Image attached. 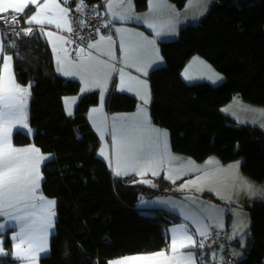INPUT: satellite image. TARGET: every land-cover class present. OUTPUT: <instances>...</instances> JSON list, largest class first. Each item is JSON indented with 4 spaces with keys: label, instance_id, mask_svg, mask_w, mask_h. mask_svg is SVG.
<instances>
[{
    "label": "trees",
    "instance_id": "16d2710c",
    "mask_svg": "<svg viewBox=\"0 0 264 264\" xmlns=\"http://www.w3.org/2000/svg\"><path fill=\"white\" fill-rule=\"evenodd\" d=\"M102 4L103 0H89ZM182 9L188 0H170ZM143 11L149 0H134ZM32 10L29 9L28 13ZM32 29L37 31L29 37ZM4 51L14 57L21 84L31 83L30 137L14 135L16 145L34 143L53 158L43 164V192L56 200V230L51 253L40 264H109L108 260L168 248L169 229L180 217L161 209L139 208L143 196H154L172 182L160 176L159 187L139 182L134 174L116 176L98 156L99 137L88 120L98 91L83 94L68 115L64 98L80 91L76 79L60 75L52 48L37 28L25 23L21 37L1 24ZM165 64L149 73L154 123L170 133L174 151L201 161L215 154L223 162L243 159L242 171L264 182V130L237 123L222 112L235 95L264 106V0H216L199 22L180 30L177 39L160 42ZM199 54L225 74L218 85L187 83L182 69ZM2 60H0V75ZM139 104L130 93L112 88L106 106L130 112ZM210 200L218 201L206 192ZM251 233L245 256L234 264H264V199L245 203ZM10 251L12 243L6 238ZM0 264H18L10 252Z\"/></svg>",
    "mask_w": 264,
    "mask_h": 264
},
{
    "label": "rangeland",
    "instance_id": "374dc122",
    "mask_svg": "<svg viewBox=\"0 0 264 264\" xmlns=\"http://www.w3.org/2000/svg\"><path fill=\"white\" fill-rule=\"evenodd\" d=\"M121 1H124V5H121L119 8L117 4L121 3ZM198 1H200L199 4H197ZM215 1L216 0H193L182 9L178 8L175 4L172 7H174L175 11H177L176 13H179L182 17L180 25L186 26L199 22L200 19L207 15ZM39 2L40 0H0V12L7 10H21L27 12L29 8L32 7L28 19L30 20L31 17L34 16L35 18L38 17L40 21L36 22L30 20L29 22H33L35 25L32 23L28 25H30V27L33 25L42 35L50 32L58 37L61 36L63 29L60 25L66 24L67 27L69 25L67 9L58 0H41V2L45 3V5L43 4L41 7L38 6ZM104 3L109 4L108 7L106 5L104 6L103 13L106 15L108 14L113 21L121 22L120 20H123L134 24L133 26H124L128 31L139 29L136 26L138 24L161 25L158 21L159 18L165 19L167 16L169 18L172 17L171 12L166 9L167 7L162 0H149L148 7L143 11L136 9L134 0H103V4ZM48 10L53 11L58 19L56 18V20L49 21L46 13ZM63 14L66 22L63 20ZM58 20V24L60 25L56 24ZM173 21L177 23L179 18H173ZM179 35L180 30L175 34L169 35L166 40L177 39ZM0 40V49L2 48L0 51L2 71L9 65L11 71L9 85L10 83L12 84L9 90V99L2 105L4 109L3 112L6 115L5 123H0V146L3 147L4 142L8 139H12V142H14V135L16 132H21L33 137L35 130L30 123L29 115L31 83L21 84L17 80L14 70V57L6 51L3 52L4 42L1 33V24ZM136 40H141V38L131 34L130 42ZM159 40L165 41L164 39ZM54 44L56 46L51 44V48H53L56 56H58L60 47L57 46L58 43ZM65 52V57H69L74 61L71 62L73 64L67 63L64 66L65 72L71 74L67 76H72L71 78H75L81 83L78 93L67 95L64 98L68 115H73L75 113L77 103L83 94L98 90L100 98L106 96L116 78V71L118 73L121 69L129 71L120 72L119 85L121 88L122 86H126L128 89L129 86L132 85L139 87L142 92V94L138 96L139 103L145 104L147 110L150 108L147 104L146 94L150 100H152L151 85L147 75H143V69H147L150 66L148 63V55L150 56V52L147 53L145 49H138L137 52L125 51V57L128 60L127 63H123L117 59H109L112 57L106 53H100L101 55H98L101 60L83 61L73 58L66 50ZM158 57L159 62L153 63L151 66L159 67L165 64L163 56L159 54ZM197 60L202 63L197 62ZM106 61H110L115 69L110 65L108 66ZM119 62H121L120 65H118ZM137 72L138 74H136ZM181 75L189 84L207 81L213 85H218L226 78L224 73L218 71L211 62L199 54L195 55L194 58H191L187 62L182 69ZM99 82L101 84L100 87L96 85L99 84ZM144 93L145 96H143ZM228 103V108L232 111V116H234L232 118H239L237 120L240 122L235 120L240 124H246V105H248V107H262V105L258 106L257 104L246 102V100L242 99L239 95H235ZM142 107L144 108V106ZM255 116L257 117V115ZM92 119L100 128H98V130L100 132L99 144L101 148L100 153L97 154L103 159L106 158L108 160L107 162L112 166L113 148L116 150L117 154L115 139H111L108 131L105 130L103 132L102 120L99 114L92 115ZM162 129L165 132L163 137L165 145L162 146V149L165 151L166 148V150L169 148V151L173 152L170 133L167 129L163 127ZM11 145L10 143L9 147H12ZM22 149H24L22 153H16L14 152V148L12 151L11 148H9L8 154L5 155V162L2 161L3 154L0 152V260L10 252L12 259L18 264H40L41 258L51 253V240L56 230V212L54 211L56 200L55 198L47 196L42 189V165L45 161L52 159L54 156L51 153L41 152L34 143L24 145ZM174 153L178 152L174 151ZM239 160H242V164L243 159H236L230 162L235 163L234 161ZM176 168V165L170 164L168 172L173 170L176 171ZM244 175H246V179L250 181L251 186L249 187H255L253 190L254 197H249L246 201L245 199H241L232 203L233 201L227 202L222 199L218 201L208 200L209 203L207 206L196 208L190 201H195L198 199L197 197L199 195L205 196V192L193 191L196 190V187L200 186L193 184V178H189L187 180H179L178 182L169 180L172 182L169 188L162 190L159 194L150 196L153 198L154 205L149 209L156 208L165 210L166 212L180 217L181 223L182 220L190 222L188 228L194 233L193 236H191L192 239L195 238L199 225L202 227L207 225L209 227L214 226V228L220 230L225 229L224 231L227 233H230L232 229L235 234L233 237L234 242L229 245L230 250L235 255L236 261L240 260L245 256L244 248L247 246L248 238L251 233V217L249 211L245 207V203L252 200L264 199V182L255 180L247 174ZM136 176L139 182L145 185H149L150 179H152L151 177ZM153 187H159V184ZM173 187H177L178 189H173ZM203 187H206V185H203ZM203 187L202 190H204ZM177 227V224H175L169 229L171 240L168 248L154 252L118 256L109 259L108 263L200 264L196 254L197 250L194 249L195 245L193 246L194 248L190 245V248L184 251L179 249L176 239ZM7 237L11 239L12 243L10 251L5 246ZM192 241L193 240H191V242Z\"/></svg>",
    "mask_w": 264,
    "mask_h": 264
},
{
    "label": "crops",
    "instance_id": "0c3cea01",
    "mask_svg": "<svg viewBox=\"0 0 264 264\" xmlns=\"http://www.w3.org/2000/svg\"><path fill=\"white\" fill-rule=\"evenodd\" d=\"M162 1L164 5L167 7L166 9H168L171 12L172 17L169 18L167 16L165 19L159 18L158 21L161 25L138 24L136 26L139 29H135V31H128L124 27V26H133L134 25L133 23L125 22L123 20H120L121 22H116L113 21L108 14L106 15L103 13L106 22H113V23L115 22L114 33L107 36L100 35L97 38H95L91 43L92 51L90 52L89 56L76 58V59H81L83 61L101 60L100 57H98V55H101L100 53H106L107 55L112 57L109 59H113V60L117 59L119 61H122L123 63H127L128 60L125 57V51L137 52L138 49L139 50L145 49L147 53L150 52V56L148 55V63L150 65L149 67L151 68L148 67L147 69H143V75L144 76L147 75V78L149 79L148 77L149 73L151 72V70L156 68L151 65H153V63L159 62L158 55L161 54L160 42L163 41L159 39H164L165 41H168L166 39H168L167 37L169 35L175 34L183 27H185V25H180L182 17L180 16L179 13H176L177 11H175L174 7H172L174 6V3H172L170 0H162ZM192 1L193 0H188L186 4ZM199 3L200 1L197 2V4ZM43 4L45 5V3L41 2L40 0L38 6L41 7L43 6ZM108 4L106 3L101 4L102 11L105 5L108 7ZM121 5H124V1L118 3L117 7L120 8ZM28 11L24 12L21 10H7L4 12H0V15L7 14L10 12H22L25 14V19H24L25 23L26 24L32 23L35 25V23L29 21L31 20V21L39 22L40 19L38 17L35 18L33 16L29 20L28 15L32 10L29 13ZM46 13L48 15L47 19L49 21L56 20V18L58 19V17L55 16L53 11L48 10L46 11ZM177 17L179 18V21L175 23L173 21V18H177ZM63 20L64 22H66L64 14H63ZM58 23L59 20L56 24L60 25ZM60 26L63 29L62 30L63 33L59 37L51 34L50 32L44 35H42L39 32V30L38 32L43 38L46 39V41H48L50 46L51 44L55 45L54 43H58L57 46L60 47V52L58 56H56L55 51L52 48L54 61L58 73L66 78L75 79V78H71L72 76H67L71 74H69V72H65V68H64V66L67 63L73 64L71 62H74L69 57L66 58L64 55V53H66L65 50L67 52L68 50L66 48V38L65 35L63 34L68 33L70 28L69 25L67 27L66 24ZM131 34H134L135 36L137 35L138 37L141 38V40L130 42ZM1 50L2 48L0 49V51ZM3 52H5L4 47H3ZM194 56L192 58H194ZM106 62L108 66L110 65L113 69H115V67L112 65L110 61H106ZM197 62H201V61L197 60ZM120 63L121 62H119L118 65H120ZM121 70L118 71V73L116 71V78L113 81L112 87L109 88L107 95L101 97L99 103L91 106L88 111V120L92 125V128L96 132L97 136L100 138V134H99L100 132L98 130L99 126L92 119V115L95 114L100 115V118L102 120L103 132L105 130L108 131L111 139L112 140L115 139V142L117 144V154H116V150H114L113 148V159H112L113 164L112 166L110 164L109 165L116 176H125V175L134 174L142 177H151L152 179H150L149 185L152 186H158L159 183L156 178L159 176H163L164 178L172 182L173 181L178 182L179 180H187L189 178H193L194 180L193 184L200 186V187H196V190L193 191H204L205 193L210 192L216 195L215 197H217L218 199H222L223 201H227V202L233 201L232 203H234L237 200L245 199L246 201V199H249V197L252 198L254 197L253 190L255 189V187H249L251 186L250 181L246 179L245 177L246 175H244L245 173H243V171L241 170L242 160L234 161L235 163L223 162L217 155L212 154L207 158H205L204 160L198 161L189 155L186 154L181 155L180 153H174V151L173 152L169 151V148L168 150H166L167 149L166 148L164 151L162 149V146L165 145L163 138L165 132L163 131L160 125L154 123V121L152 120L150 108L147 110L145 104L143 103H139L138 107L134 111H130V112L110 111L106 106V102L108 99L109 92L111 91L112 88H115L119 92H125V93L129 92L130 94L135 95L138 99H139L138 96L142 94L140 88L134 85L129 86L128 89L130 90H128L126 86H122L121 88V86L119 85L120 74L122 72H129L126 69H123L122 71ZM136 74H138V72ZM10 79H11V71L9 69V65H7V68H4L0 75V123L1 124L5 123L6 115L3 112L4 109L2 105L3 103L5 104L9 99V90H10V86L12 85L11 83L9 85ZM96 85H99L100 87L101 84L99 82V84ZM143 96H145V93L143 94ZM146 100H147V104L150 106L152 100H150L147 94H146ZM228 104L229 103H226L225 105L222 106V112L225 113L226 115L229 116L231 115V117H234L232 116L233 115L232 111L228 108ZM142 106H144V108ZM255 115H257V117ZM235 119L237 120L239 118L235 117ZM237 121L240 122L239 120ZM246 124L258 126L264 130V106L248 107V105H246ZM10 143L12 144L11 145L12 147H9ZM23 146L24 145H19V146L16 145L14 142H12V139L6 140V142H4V146L3 147L0 146V152L3 154L2 161L5 162V155L8 154L9 148H11V151L14 148V152L16 153H22L24 150L22 149ZM100 148L101 147L99 144L97 149L98 154L100 153ZM40 151L43 152L41 149ZM105 160L108 161L106 158ZM170 164L177 166L176 171L173 170L171 172H168V168ZM203 185H206V187H203ZM202 187L204 190H202ZM173 189H178V188L173 187ZM197 198L198 199H196L195 201L192 200L190 201L196 208L207 206V204L209 203L208 200H210L204 195H199ZM153 205H154L153 198L150 197L149 195L142 197L137 204L139 208H144V209L151 208ZM54 211L56 212V203L54 205ZM55 218H56V214H55ZM189 223L190 222H185L184 220H182V223L180 222L179 224H177L178 227L176 230V239L178 242L179 249L183 251L189 249L190 245H192V247L195 245L194 246L195 248L194 247L193 248L197 249L198 245L200 244V241L204 239L209 234L210 229L214 227V226L209 227L208 225L202 227L199 225V229L197 228L198 232L197 234H195V238L192 239L191 236H193L194 233H192V230L188 228ZM234 234L235 233L233 232L232 229L230 230V233L228 232L231 243L234 242V238H233ZM191 240L193 241L191 242Z\"/></svg>",
    "mask_w": 264,
    "mask_h": 264
},
{
    "label": "built area",
    "instance_id": "2783aa9c",
    "mask_svg": "<svg viewBox=\"0 0 264 264\" xmlns=\"http://www.w3.org/2000/svg\"><path fill=\"white\" fill-rule=\"evenodd\" d=\"M68 11L69 32L64 34L66 48L73 58L88 57L92 41L100 35L114 33V23L105 22L101 4L89 0H59ZM25 14L10 12L0 15V24L11 29V34L21 37L25 30ZM226 231L212 227L200 241L197 257L200 264H234L235 255L230 250Z\"/></svg>",
    "mask_w": 264,
    "mask_h": 264
},
{
    "label": "water",
    "instance_id": "95a60500",
    "mask_svg": "<svg viewBox=\"0 0 264 264\" xmlns=\"http://www.w3.org/2000/svg\"><path fill=\"white\" fill-rule=\"evenodd\" d=\"M36 34H37V31L35 29H32L28 36L31 38V37L35 36Z\"/></svg>",
    "mask_w": 264,
    "mask_h": 264
}]
</instances>
